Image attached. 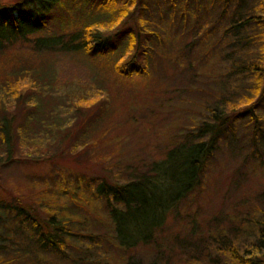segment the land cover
<instances>
[{
    "label": "rangeland",
    "instance_id": "obj_1",
    "mask_svg": "<svg viewBox=\"0 0 264 264\" xmlns=\"http://www.w3.org/2000/svg\"><path fill=\"white\" fill-rule=\"evenodd\" d=\"M9 11V17L34 13L36 21L46 20V36L63 32V25H70L68 33L91 24L92 35L111 41L113 48L104 60L84 52H36L23 43L0 55V109L22 128L13 126L12 133H20L14 158L0 148V203L39 201L45 218L65 214L80 230L79 238L66 240L60 263L54 262L56 255H42L43 264H236L235 252L219 242L235 245L240 256L264 255L258 250L259 230L248 225L251 218L264 220L258 195L264 190V141L255 134L258 146H253L250 121L253 115L264 119V96L252 90L254 76L241 70L242 63L260 60L263 53L264 0H65L46 16L41 0H29ZM249 18L258 36L242 46L227 42L225 27ZM130 34L136 38L132 46ZM230 54L241 59L239 69ZM124 63L133 70L130 76L117 69ZM245 97L249 102L242 103ZM258 100L263 102L254 103ZM31 107L34 123L30 116H17ZM213 110L243 118L235 130L221 132L200 188L167 212L153 238L121 246L105 205L80 197L86 182L69 173L120 185L149 176L170 151L199 141L187 135H195L203 122L214 123ZM58 150L60 157L49 162L47 156ZM0 213L15 233L14 213L2 208ZM130 227L141 230L136 222ZM0 234L1 244L14 245L3 229Z\"/></svg>",
    "mask_w": 264,
    "mask_h": 264
},
{
    "label": "trees",
    "instance_id": "obj_2",
    "mask_svg": "<svg viewBox=\"0 0 264 264\" xmlns=\"http://www.w3.org/2000/svg\"><path fill=\"white\" fill-rule=\"evenodd\" d=\"M28 1L29 0H16L14 3L0 4V55H3L5 50L7 51L13 46H16L17 43L30 45L36 52L47 51V53L61 52L68 54L84 52L91 58L99 57L100 60H104V57H106L108 53H112L113 48L111 41L107 44L102 36L92 35L94 34V29L91 24H80L76 27L77 29L68 33H66V31L70 29V25H63V32L57 35L46 36L44 33V26H46L47 23L46 20L43 21V18L41 19L38 17L36 21V17H33L34 13L28 16L27 19L23 16H8L7 12L9 10L15 9L16 7L18 10V7L26 5ZM129 1L133 3L134 0ZM41 2L45 16L49 14V12L54 11L57 5L64 6L65 4V0H41ZM119 12L123 13L125 9ZM124 16L123 14L121 16H116V21L119 22L114 23L120 24ZM251 21L250 18L241 22L237 20L230 26L225 27L223 35L225 39L229 40L227 42L242 46L243 40L255 39L258 34L255 33V27L250 25ZM129 33L131 32L129 31ZM242 33L244 34L243 36ZM153 34L156 35V39L159 37V31ZM129 39V46H132L136 38L130 34ZM247 46L248 45H246V47ZM229 56V59H233L235 68L237 67V69H239V62L241 59L237 60L238 57L235 58L232 54ZM117 69L122 75L133 74V70H131L132 72L128 70L129 63H124L122 66L117 67ZM143 70L144 68L141 67L135 72H141ZM241 70H246V72L249 71V73L254 76L255 86L252 90L254 89L264 96V45L260 60L249 61L247 64L242 63ZM15 98H17V96ZM243 99L242 103L249 102V98L245 97ZM262 102V100L254 101V103ZM236 103H238V100ZM35 109L31 107L27 113L23 110L21 111L22 113L19 112L17 116H30V119L34 118L32 122L34 123L36 120ZM233 109L235 110V108ZM78 110L81 109L78 108ZM210 113V118L214 123L209 122L208 124L203 122L201 126H198L197 131H195L196 133H193L195 135H187V137H197L199 141L189 146H182L177 150L174 149L170 151L168 158L164 160V162L160 164L157 162L153 166L151 170L152 174L149 176L132 179V181L120 185L93 177H88L89 179H87L86 176L83 177L80 173H69L77 182H79V180L86 182V185L81 187L79 192L80 197L84 198L86 201L93 200L96 204L105 205L110 220L109 223L112 224L114 235L121 246L128 247L135 244L137 241L144 243V241L153 238L155 231H159L166 221L167 212L172 211L176 206L184 202L185 198L189 197L191 193L196 192L200 188L203 182V175H205V171L209 168L208 165L217 152L220 135H222L221 132H227L228 129L235 130L236 124L240 122L242 117L241 114H234V116L219 115L214 110ZM253 116L254 119L250 120L254 123L251 128L254 133L251 137V142L253 146L256 147V145L258 146L257 138L259 136L262 141H264V119L260 116ZM13 126L18 127V130H22V128L19 127L21 125L15 121L14 117L9 118L6 112L0 109V148H6V155L8 156L6 157L9 159L14 158L13 153L18 151L16 142L18 139L16 135H20L19 132L16 133V135L12 133L14 130ZM207 135H210V139L202 141L204 136ZM78 139L80 141L81 136L80 138L77 137V140ZM61 152L60 150L55 153L52 152L50 156H47V160L53 163V160L55 161V159L60 157ZM59 173L67 176L64 169H60ZM49 177H52L51 173L46 179L51 183L52 179H49ZM157 180H159V185L156 183ZM167 181L168 183H166ZM85 189L87 191H85ZM96 195L99 196L98 200H100V203L97 202ZM258 195L260 202L264 204V190ZM38 200H41L39 196ZM13 204L0 203V208H2L3 212H13L14 217L19 222V227L16 226L14 228L15 233H13L11 231L9 218L4 222L2 219L3 216L0 213V223H2L0 229H3L5 233L15 241L13 246H4V244H1L0 239V264H14L15 262H21L22 264H43L44 261L47 260L44 256L51 257V255H56L57 258H55L54 262L60 263L62 258L59 255L67 244L66 240L73 237H80V230L74 229V220L65 217L67 216L65 214H63L62 218H58L56 215L51 214L45 218L42 214V210L43 212L46 210L39 201H35L34 205L28 202L21 203L17 198L16 201H13ZM46 214L47 212L45 215ZM140 218H143L144 221L141 222ZM81 220L80 218V227L85 224ZM133 222H136L137 226L141 228L138 233H135V228L132 230L130 227ZM249 222L254 224L248 223V225H254V227L259 230L260 238L258 239V247L260 249L258 250H264V220L256 221L251 218ZM2 235L3 234H0V237ZM256 243L257 242L253 244L255 245ZM219 244L223 247L225 246L223 250L235 252L232 254V259H234L236 264H264V260L262 259L264 255H260L256 259L253 256H240L237 255L239 251L236 249L235 245L231 247L227 243L224 244L219 242ZM2 254L5 255L2 256ZM27 258L29 259L28 263Z\"/></svg>",
    "mask_w": 264,
    "mask_h": 264
}]
</instances>
